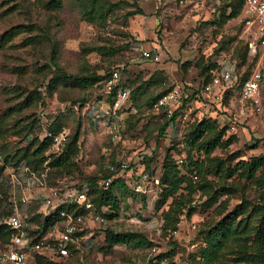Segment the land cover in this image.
<instances>
[{"label": "rangeland", "instance_id": "obj_1", "mask_svg": "<svg viewBox=\"0 0 264 264\" xmlns=\"http://www.w3.org/2000/svg\"><path fill=\"white\" fill-rule=\"evenodd\" d=\"M46 1L0 0V37L6 29L17 23L29 25L33 28L31 34L42 37L35 45H26L25 36L30 33L22 32L14 36L8 45L0 47V121L7 127V132L0 135V160L3 162L5 152H14L28 144L25 132L17 130L33 119L41 121L38 110L44 107L49 110L47 124L51 123V116L57 114L64 115L67 123L65 128L69 133H73L81 124L80 150L76 158L81 169L59 177L58 181L67 177L71 182L97 172L110 152L108 157L112 154L116 156L118 152L125 156L139 154L143 162L152 157L151 174L160 177L162 161L166 152L170 151L176 159H184L181 165L184 172L189 162V146L184 140L185 127L178 129L176 123L160 134V127L168 119L167 115L162 109H156L154 103L148 105L144 98L146 94L140 98L138 105L131 97L123 111L125 141L111 140L107 129L96 125L85 114L87 103L107 98L103 84L84 88L61 82L53 93L48 92L44 85L41 86L42 83L47 84L58 71L50 60L53 49L56 50L57 64L67 73H84L90 69L104 74L120 66L121 82L127 84L130 82L128 78H146L155 68L164 70L167 79L163 85L166 88L182 82L198 84L205 78L201 67L196 64L200 59L205 65L215 62L217 66L225 57L235 59L242 76H249L257 69L264 73V50L254 54L249 48V41L257 34L258 23L257 20L249 21L253 18L247 15L245 5L239 16L229 18L222 25L216 22L220 11L231 10V0H112L117 7L106 21L101 22L83 19L76 0H63L61 10L47 9ZM138 7L143 8L144 13L128 14ZM223 44L225 47L220 49ZM92 46L97 47L89 50ZM140 46L150 49L153 56L145 58ZM241 52H246L245 61ZM187 60L193 64L183 71L180 63ZM47 63L54 65L52 68L56 72L46 67ZM36 87L43 89L45 105L38 102L32 107L17 110L20 98L16 91ZM159 90L151 87L147 93ZM258 97L260 100L257 103L249 98L242 99L241 86L233 82L224 90L222 103L195 100L186 109L184 115L188 113L187 116L183 115V122L189 119L184 122L185 125L205 115H215L221 125H228L225 136L233 135V142L227 147H217L211 153L212 157H218L217 161L221 160L228 167V170L223 171L225 173L221 174L217 166L212 171L208 170L210 159H204L203 152L194 150L193 153L196 158L204 160L203 172L199 178H195L196 183L210 181L214 189L220 188L222 184L231 185L234 187L231 193L221 194L217 202L207 206L210 194L201 189L195 190L191 204L196 208L194 213L191 216L187 214V219L183 221L181 213L176 227L178 232L167 230L164 233L152 223L158 219L163 221L162 210L168 207L172 198L158 209L156 200L160 188L155 196L146 198L129 190L120 197L121 207L113 225L116 230L143 232L153 241V245L134 248L124 243L116 244L112 251L106 253L99 248L105 244L101 236L96 241L98 244L86 250L78 262L60 258L56 259L58 264H142L149 260L157 261L161 253L172 248V241L177 242L176 253L162 257L160 264H193L191 253L199 244L201 228L217 221L244 198L252 205L264 202V186L246 178L236 168L239 160L264 151V84ZM82 98L88 101L81 104ZM47 124L42 123L41 129L37 128L33 132L44 136L48 130ZM177 129L179 134L174 135ZM53 153L51 145L45 152L47 162ZM12 167L8 165L4 174L11 182L14 200L13 197H21L22 187L16 181ZM229 169H235L234 173L230 174ZM179 191L187 192V189L183 187ZM222 201L227 203L223 213L220 205ZM188 209L189 206L184 207V210ZM2 220L0 217V223ZM3 246L5 244L0 240V248ZM26 264H36L35 258L30 256ZM218 264L246 263L226 258Z\"/></svg>", "mask_w": 264, "mask_h": 264}, {"label": "trees", "instance_id": "obj_2", "mask_svg": "<svg viewBox=\"0 0 264 264\" xmlns=\"http://www.w3.org/2000/svg\"><path fill=\"white\" fill-rule=\"evenodd\" d=\"M76 1L82 18L90 22L106 21L109 15L113 13L114 8L117 7V4L112 0ZM231 1V10L229 12L227 9L220 11L218 19L216 20L219 25H222L229 18L239 16L242 12L245 0ZM45 6L49 10H61L63 8V0H47ZM136 13H144L143 8L138 7L135 10H130L128 12L130 15ZM32 29L33 28L24 23L11 25L1 35L0 47L8 45V43L13 40L14 36L22 32L30 33L25 36L26 40L24 44L31 46L35 45L36 42L42 39V37L41 35L38 36L31 34L30 31H32ZM84 45L88 44L84 43ZM95 47L97 46H92L88 49L92 50ZM224 47L225 45L223 44L220 49ZM241 57L243 61H245L246 52H241ZM145 58L150 59L149 57ZM50 60L51 63L53 62L55 64L58 71L50 78L47 84L42 83L41 85H44L50 93H53L61 82L64 85H78L84 88L94 87L95 84L99 83L103 84L105 87L103 90L105 92L107 89V80L111 77L113 71L118 69L122 75L120 66L114 68L111 72L104 74L90 69H87L84 73H67L57 64L55 49L52 50ZM192 64L191 60H187L180 63V68L183 71H187ZM196 64L201 67V73L205 74L204 80L200 81L198 84H193L191 82L180 83L185 92L182 104L176 109L174 115L170 118L167 117L168 119L161 125L160 134L165 133V130L171 126V124H178L183 118L186 109L193 101L207 99L204 94L205 86L215 75L219 74L221 66H217L215 62H210L205 65L201 59L198 60ZM237 64L239 65L238 62ZM46 67L51 68L53 72H56V70L52 68L54 65L47 63ZM215 67L217 68L214 69ZM247 77L248 76H242L240 72L236 83L241 86L242 82ZM166 79L164 70L161 68H155L148 77L140 80L128 78L130 82L128 84L127 82H121V85L130 88L131 97L133 98L135 105H138L140 98L145 94V102L148 105H152L162 94L172 88L164 87L163 84ZM261 84L263 87L264 76ZM129 85L133 86L130 87ZM151 87H154L155 89L159 88L160 90L156 93H147ZM42 90L43 89L40 87H36L32 90L23 88L17 90L16 93L20 100L17 103L16 109L22 110L24 108H29L38 102L45 105L46 101L42 94ZM115 94L116 87L107 94V99L110 102H113ZM74 101L77 100L75 99ZM87 101V98H82L81 104H84ZM162 112L166 115L164 111ZM187 121H189V119L184 122L186 123ZM184 122L182 125V127H185L184 140L189 146L187 155L189 162L186 171L183 172L181 168L184 159L180 162V158L176 159L170 151L166 152L161 165V174L159 177L160 190L156 200L157 208L160 209L164 207L167 201L172 198L168 207H164L162 210V232L164 233L167 230L170 231L177 227L179 216L184 211V207L189 206L187 211L189 216L194 213L196 208L191 204L194 199L193 192L195 190L201 189L210 194L206 201L207 206H212L217 202L221 194H229L234 190V187L227 184H222L220 188L214 189L210 181L197 184L194 178L195 173L198 174L199 178V174H202L204 169V160L196 158L193 153L194 150L203 152L205 154L204 159L207 157L210 159L207 167L208 170L212 171L216 166L221 174L225 173L223 171L228 170V167H226L221 160L217 161L218 157L211 156V153L217 147H227L233 142V135L228 137L225 136L228 130V125H221L215 115H205L201 118H194V120L190 122V125L189 123L185 125ZM66 124L64 115L57 114L51 116V123H48L46 127L52 132H57L65 129ZM41 127L42 123L38 118L20 126L17 132H25L28 144L17 148L14 152H5L3 162L0 160V217L3 219L13 213L15 206V203L12 200L13 194L11 192V182L6 179L4 174L8 165L18 167L21 164H27L32 171L39 175L46 173L48 184L51 186L58 184L59 177L72 174L81 169L76 159L80 150L81 124H78L73 133H69L67 142L63 148L58 152H54L48 162L46 161L47 156L45 152L52 145V137L47 134L40 136L39 133L35 134L33 132L37 128L41 129ZM4 132H7V127L0 121V135ZM123 141H125L124 138L119 142ZM3 151H5V149ZM109 156L111 161L115 160L116 156L114 154ZM152 161V157H148L146 162H143L142 160L143 169L149 173L153 172L151 170ZM105 164L106 162L100 166V169L97 172L86 174L83 179H79L78 181V187H82L84 183L88 184L90 199L95 203L97 209L107 218L106 227L102 236L105 244L100 245L99 248L107 253L112 251L116 244L122 243L134 248L151 247L153 241L145 233L140 231L115 229L113 221L119 215L121 207L120 197L121 195H126L129 190L132 191V189L124 180L123 176L114 178L109 186L102 184V177L109 175ZM236 168L240 169L239 171L246 178L253 179L258 185L264 186V151L260 154L252 155L248 159L239 160ZM234 171L235 169H229L228 172L232 174ZM183 187L187 189V192L179 191ZM141 196L144 198L147 197L146 195ZM220 205L222 206L221 213H223L225 208H227V203L222 201L220 202ZM37 206L38 205L35 202L27 203L26 207L21 204V208H26L32 214V218L38 223V225H40V228L34 230V234H32L33 239H37V237L46 230L47 225L54 222L56 218L55 212H52L51 215L47 216L38 213ZM62 209L74 210L77 212L83 211L82 208L78 207L76 202H63L58 205L54 211ZM12 232L13 230L6 223H0V240L2 244L8 245L11 240ZM198 238L200 239L199 244L196 245L191 253V261L193 264H218L221 260L226 258L238 262H245L246 264H264V202L252 205L244 198V200L236 204L217 221L201 228ZM176 243V241H172V248L164 254L161 253L157 261L149 260L147 263L142 264H160L162 257L176 253ZM96 244H98V242H96ZM72 249L70 255L64 258H66V260H75L78 262L86 250ZM32 257L35 258L36 264H58L56 259H60L39 252H33Z\"/></svg>", "mask_w": 264, "mask_h": 264}, {"label": "built area", "instance_id": "obj_3", "mask_svg": "<svg viewBox=\"0 0 264 264\" xmlns=\"http://www.w3.org/2000/svg\"><path fill=\"white\" fill-rule=\"evenodd\" d=\"M160 1V0H157ZM245 10L248 16L257 20V34L249 41V48L252 53L264 50V0H245ZM145 57H152V51L143 46L139 47ZM159 58L158 55L155 56ZM220 72L205 86L204 94L208 100L222 103L224 90L230 83L236 82L239 67L235 59L224 58L220 62ZM263 72L261 69L254 70L241 84L242 99L249 98L253 102H259L261 93ZM120 70L113 71L107 80L105 93L116 87V94L113 102L106 99H96L85 105V114L100 127H105L111 140L119 142L123 139L125 122L123 111L131 97L130 88L121 85ZM185 96L184 89L180 83L174 85L170 90L162 94L155 102L156 109H162L167 117H172L176 109L182 104ZM76 108L78 106H75ZM49 110L41 107L38 116L47 124ZM186 113L184 116H187ZM183 119L181 122L183 124ZM177 124V128L182 127ZM178 128V129H179ZM46 134L52 137V152L60 151L67 142L69 131L65 128L57 132L46 130ZM111 153V152H110ZM110 153H107L110 154ZM183 158H180V162ZM106 168L108 176H103L101 183L109 186L114 178L123 176L133 192L147 197L155 196L160 188V178L143 169L142 158L134 153L125 156L117 153L115 160L111 161L107 156ZM16 181L22 187V195L14 198V211L5 217L2 222L6 223L12 230L11 240L8 245L0 248V264H26L33 252H39L53 258H64L70 255L72 248L88 250L94 247L99 237L103 236L107 218L98 209L89 197V186L84 183L78 187L79 180H71L67 177L61 178L58 184H48L46 173L39 175L32 171L27 164L12 167ZM198 178V174H194ZM35 202L37 211L45 216L55 212L54 222L47 225V228L37 239H33L34 230L40 225L32 218V214L21 208V204ZM63 202H76L82 212L62 209L54 211ZM187 219V210L181 214V221ZM1 222V221H0ZM153 226L162 230V221L154 220ZM178 232V229H173Z\"/></svg>", "mask_w": 264, "mask_h": 264}, {"label": "crops", "instance_id": "obj_4", "mask_svg": "<svg viewBox=\"0 0 264 264\" xmlns=\"http://www.w3.org/2000/svg\"><path fill=\"white\" fill-rule=\"evenodd\" d=\"M173 134H174V135L179 134L178 129H177V130H174V133H173Z\"/></svg>", "mask_w": 264, "mask_h": 264}]
</instances>
